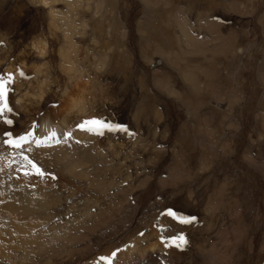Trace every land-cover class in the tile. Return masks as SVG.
<instances>
[{
    "label": "rangeland",
    "instance_id": "obj_1",
    "mask_svg": "<svg viewBox=\"0 0 264 264\" xmlns=\"http://www.w3.org/2000/svg\"><path fill=\"white\" fill-rule=\"evenodd\" d=\"M80 2L70 40L82 72L72 77L51 9L0 0V105L12 109L0 113V264H264V0ZM45 115L65 117L71 137L42 153L16 148ZM93 119L116 130L76 127ZM29 193L50 203L19 210ZM169 208L195 219L180 223ZM143 235L153 250L126 259L133 240L146 248Z\"/></svg>",
    "mask_w": 264,
    "mask_h": 264
},
{
    "label": "bare ground",
    "instance_id": "obj_2",
    "mask_svg": "<svg viewBox=\"0 0 264 264\" xmlns=\"http://www.w3.org/2000/svg\"><path fill=\"white\" fill-rule=\"evenodd\" d=\"M36 1H40L42 2L43 4L47 5L51 11H50V24L53 28H56L57 25L61 26L65 33H64V37H65V43H66V47H61L59 49V55H60V66L62 68V70L66 73V75L68 76H75L76 73H81L82 71L79 70V68H76L77 66L73 64L72 62V58H73V55L74 53H76L77 51V46L74 45L72 42H71V33L74 32V29L77 27L76 23L74 22V18L72 19V16H71V10L74 8V5L77 6V4H81V0H76L75 3L71 2V3H68L67 4V7H68V11L65 12V13H58L57 11L53 10L50 5L55 3L56 1L58 0H36ZM83 1V0H82ZM83 3V2H82ZM85 5V4H84ZM86 5L89 6V3L86 1ZM85 25V24H84ZM83 24H80L79 27V32L83 33L84 32V29L86 27V25L84 26ZM68 31V32H67ZM191 41L194 40V38H191L190 39ZM34 48L37 50V53L39 54H44L46 52V44L43 43V42H40L38 44H34L33 45ZM37 71H40L39 68ZM74 80V79H73ZM79 82V81H78ZM43 84V83H42ZM76 85V84H75ZM81 87V86H79ZM80 89V88H79ZM78 95V94H76ZM75 95V96H76ZM79 96V95H78ZM39 98L41 99L42 98V95H39ZM68 103V102H67ZM78 103H79V97L77 98H74V97H71L70 98V106L71 108H76L78 106ZM69 105V104H68ZM66 114V113H65ZM62 122L61 123H57V124H54L51 120V118L48 116V115H45L44 117H42L38 124H37V128L35 130V137L36 138H43L48 132L50 131H56L58 134L55 138H52L50 139L47 143H44V144H41L39 146H37L35 143H33L32 141H29L28 143H26L24 146H27V147H33V146H37V147H40V149L38 150L40 153L44 152L50 145H53L54 143L56 144L57 142V139L60 135V133L63 132V127L65 126L64 123H66V119L65 117L62 118ZM60 140V139H59ZM58 143V142H57ZM33 145V146H32ZM23 146V147H24ZM63 149L59 148L58 151H62ZM37 152V151H36ZM55 159L57 160H60V161H63V165H62V168L63 170L67 171L68 173H73L75 168L77 167L76 163H69L67 161H64L65 158L60 156L58 153H55V155L53 156ZM61 163V162H60ZM76 164V165H75ZM18 185V184H17ZM32 196V197H31ZM30 196V193L29 195L26 197V198H23V199H20L22 200V204L21 206H17L19 210H23L24 212H28V211H33L32 209L35 208L37 205H46V204H49L50 201L49 200H46L45 197L43 195H39V194H31ZM21 208V209H20ZM32 224H30L29 226H31ZM147 235V234H146ZM146 235H143V237H140L139 240L142 241V238H143V246H146V244H148V240H147V236ZM150 236V234H148ZM148 236V238H149ZM152 238V237H150ZM138 240V239H137ZM30 241V240H29ZM133 242L135 243V241L133 240ZM133 242L129 243L130 245L127 246L125 248L126 250V253H123L125 258L128 259V257L130 256H135V255H139V256H144L145 254H149L153 248L155 247L154 245H150V246H146V248H143L142 246V249L141 247L139 248L137 245L135 246L133 244ZM139 244V242H138ZM144 250V251H143ZM143 251V252H142ZM136 253V254H134ZM208 252H205L204 255H206ZM120 254V253H119ZM134 254V255H133Z\"/></svg>",
    "mask_w": 264,
    "mask_h": 264
},
{
    "label": "snow or ice",
    "instance_id": "obj_3",
    "mask_svg": "<svg viewBox=\"0 0 264 264\" xmlns=\"http://www.w3.org/2000/svg\"><path fill=\"white\" fill-rule=\"evenodd\" d=\"M21 75H23V73H21ZM4 96H5V89H4L3 83L0 82V99H3ZM11 111H12V109L8 107L7 103H4L3 105H0V113L11 112ZM5 123L12 124L13 121L12 120H5ZM88 125H101L102 127L107 128L109 131H115L116 130L115 126L103 124V122L97 121L95 119H93L91 121L84 120L81 123L77 124L76 127L81 129V130L93 131L94 130L93 128L86 127ZM120 130H123V129H120ZM97 133L98 134H102V132H100L99 130H97ZM57 134L58 133L56 131H50L41 139V138H34L33 137V132L32 131H28L25 135L17 134L18 138L14 142V145H15L16 148H22V146L24 144L28 143L29 141H32L37 146H39L41 144L47 143L50 139L55 138L57 136ZM4 135L11 137L13 134L11 132H5ZM60 135L64 139H68V138L71 137L72 134L70 132H63V133H60ZM4 143L8 144V143H10V141L9 140H5ZM24 159L27 160L28 164L34 170V172L32 174L39 175V176H43V175L46 174L42 170V168L39 167L38 164L34 160L30 159L27 156H24ZM28 174H30V173L26 171L25 175H28ZM167 215L173 217L174 219H177L180 223H184V224H190L195 219V218L182 217L178 213L174 212L171 208L168 209ZM170 240L175 244V247H177V248H180L185 243H187V241L185 240V237H184L183 234H180L179 236H172L170 238ZM116 251H119V250H116ZM116 251H114L111 254L112 257L116 256ZM100 259L101 260H108L109 258L108 257H101Z\"/></svg>",
    "mask_w": 264,
    "mask_h": 264
},
{
    "label": "crops",
    "instance_id": "obj_4",
    "mask_svg": "<svg viewBox=\"0 0 264 264\" xmlns=\"http://www.w3.org/2000/svg\"><path fill=\"white\" fill-rule=\"evenodd\" d=\"M92 1V0H91ZM66 5V4H65ZM90 7H91V5H90ZM99 7V4H97V7H96V9ZM55 9H57V8H55ZM57 11H63V10H58L57 9ZM97 11H98V9H97ZM106 27V26H105ZM109 27V28H108ZM107 30H106V32L108 33V35H110L111 36V30H110V28H111V26H108L107 25ZM121 33L123 34V32L121 31ZM169 33H171V29H170V31H169ZM165 40H166V42L168 43V44H171V43H173V42H175L176 43V41H178V39H176L175 38V36H174V34L173 33H171V35L170 34H168L167 36H166V38H165ZM190 45V44H189ZM187 73H189V71H187ZM190 74V73H189ZM191 77H192V75H191Z\"/></svg>",
    "mask_w": 264,
    "mask_h": 264
}]
</instances>
